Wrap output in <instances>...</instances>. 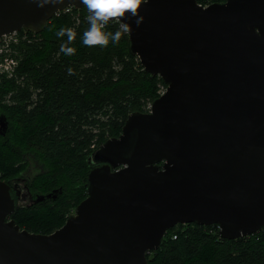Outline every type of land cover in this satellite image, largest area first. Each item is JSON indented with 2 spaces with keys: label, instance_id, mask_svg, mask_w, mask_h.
<instances>
[{
  "label": "water",
  "instance_id": "water-1",
  "mask_svg": "<svg viewBox=\"0 0 264 264\" xmlns=\"http://www.w3.org/2000/svg\"><path fill=\"white\" fill-rule=\"evenodd\" d=\"M72 7L89 15L80 0H0V38ZM140 15L123 21L130 53L166 91L90 155L87 196L53 233L10 219L20 202L0 180V264H149L177 225L264 229V0H146Z\"/></svg>",
  "mask_w": 264,
  "mask_h": 264
},
{
  "label": "trees",
  "instance_id": "trees-1",
  "mask_svg": "<svg viewBox=\"0 0 264 264\" xmlns=\"http://www.w3.org/2000/svg\"><path fill=\"white\" fill-rule=\"evenodd\" d=\"M224 1L197 0L201 5ZM88 16L85 8L72 7L58 13L40 34L22 31L27 39L13 45L18 67L12 77L0 80V116L7 122L6 132L0 133V180L21 177L26 160L33 157L44 172L30 183L31 193L59 192L57 199L30 209L20 206L10 217L31 233L51 234L66 223L87 196L88 158L94 148L118 137L129 114L149 112L145 109L167 88L130 53L127 32L107 47L86 46ZM61 28L74 31L73 42L56 35ZM105 31L122 30L113 21ZM64 44L75 52L61 51ZM148 262L264 264V229L227 240L217 225H177L148 255Z\"/></svg>",
  "mask_w": 264,
  "mask_h": 264
},
{
  "label": "clouds",
  "instance_id": "clouds-1",
  "mask_svg": "<svg viewBox=\"0 0 264 264\" xmlns=\"http://www.w3.org/2000/svg\"><path fill=\"white\" fill-rule=\"evenodd\" d=\"M38 6L43 8L51 0H35ZM89 12L88 22L89 28L84 32L83 43L90 47L104 48L110 42L118 43L122 32L130 31V24L123 21L134 19L136 26L139 27L144 22V17L140 15V11L146 3V0H80ZM111 21L120 23L122 31H117L114 34L105 31L106 26ZM56 35L58 37H68V43L75 39V33L71 28H61ZM61 51L66 54H73L75 49L70 48L67 44L61 46ZM69 74L72 70L69 69Z\"/></svg>",
  "mask_w": 264,
  "mask_h": 264
},
{
  "label": "flooded vegetation",
  "instance_id": "flooded-vegetation-1",
  "mask_svg": "<svg viewBox=\"0 0 264 264\" xmlns=\"http://www.w3.org/2000/svg\"><path fill=\"white\" fill-rule=\"evenodd\" d=\"M95 151V150H94ZM27 168L24 173L21 174V177H15L13 179H8L10 185L13 188V194L20 202V206L24 208H30L36 205V200L42 195L32 194L30 191V183L39 175L42 174L43 168L36 162L33 157H29L26 160ZM15 179V180H14ZM53 200V199H47ZM46 201V200H45ZM44 201V203H45Z\"/></svg>",
  "mask_w": 264,
  "mask_h": 264
},
{
  "label": "built area",
  "instance_id": "built-area-1",
  "mask_svg": "<svg viewBox=\"0 0 264 264\" xmlns=\"http://www.w3.org/2000/svg\"><path fill=\"white\" fill-rule=\"evenodd\" d=\"M211 4V3H210ZM210 4L202 5L204 7L209 6ZM70 8L66 9L65 11H69ZM16 33H13V35ZM12 34L3 36L0 38V80H3L5 78H10L14 75V72L16 68L18 67V62L12 57V55L9 53V37H11ZM17 40L15 39L13 43L10 45V48L12 50V46L14 44H18ZM164 93V92H163ZM176 238V237H174Z\"/></svg>",
  "mask_w": 264,
  "mask_h": 264
},
{
  "label": "rangeland",
  "instance_id": "rangeland-1",
  "mask_svg": "<svg viewBox=\"0 0 264 264\" xmlns=\"http://www.w3.org/2000/svg\"><path fill=\"white\" fill-rule=\"evenodd\" d=\"M15 39L17 40V42H20L21 40H25V39H27V37L24 36V35H21V32H18V33L14 34V35L12 34V36L9 37V39H8L9 44L11 45ZM29 40H31V39H29ZM31 41H32V40H31ZM10 45H9V53L12 55V57H13V58L18 62V64H19L20 59L17 58V51H16L15 49H13V46H12V50H11ZM164 91H165V88L161 89L160 93H163ZM145 110H146V111H150V104H149L148 108L145 109ZM92 148H94V146H92ZM95 149H96V148H94V150H95ZM21 206H22V204H21ZM30 208H31V207H30ZM30 208H28V209H30ZM73 212H74V211H73Z\"/></svg>",
  "mask_w": 264,
  "mask_h": 264
}]
</instances>
